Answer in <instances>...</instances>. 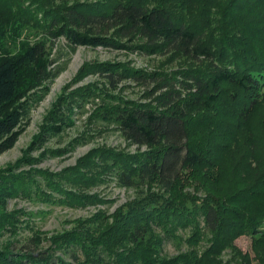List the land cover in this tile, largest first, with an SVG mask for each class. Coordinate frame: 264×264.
I'll use <instances>...</instances> for the list:
<instances>
[{
	"label": "rangeland",
	"instance_id": "374dc122",
	"mask_svg": "<svg viewBox=\"0 0 264 264\" xmlns=\"http://www.w3.org/2000/svg\"><path fill=\"white\" fill-rule=\"evenodd\" d=\"M20 1L34 12L27 18H11L3 22L0 27V59L19 55L39 40H46L40 23L41 8L108 0H11V3L16 7ZM142 1L159 3L182 13L186 20L197 23L200 26L198 30L201 28L215 44L231 36L235 32L234 25L241 22L239 18L227 20L225 5L228 0ZM46 44L45 55L33 70L38 73L21 74L17 101L30 97L35 99L33 92L43 95L38 101L33 100L29 118L15 145L0 154V196L6 192L3 189L6 184L12 183L17 189L22 182L29 181L30 187L27 192H21V188H18L16 194L0 197V249L9 247L14 251L34 253L53 250L57 257L75 263L77 260L71 254L63 253L64 248L59 243L61 235L75 232L93 248L99 241L119 248L121 232L113 237V232L108 229L114 222L121 224L122 220H116L120 211L137 199L134 190L119 184L117 170L108 167L112 165L111 160L107 156L101 157L100 149L108 148L130 156L146 149L126 141L116 127L96 118L99 117L97 112L102 104L101 98L113 104L120 103V99L152 102L154 97L160 98L167 91H170L167 96H172L171 100L178 95L182 98L194 93V90L188 89L185 80L191 81L192 74L206 77L218 66L217 60L214 62L204 57L193 58L172 52L149 55L101 47L78 46L71 49L63 38L57 39L54 44L46 40ZM226 54L227 50L223 56ZM98 62H117L127 67L161 73L159 80L150 84L142 85L127 79L112 90L103 78L88 68V65ZM224 62L231 61L226 58ZM56 68L61 72L51 79ZM40 73L45 76L41 88H30V78ZM27 75L30 78L22 81ZM89 86H96V95H89ZM22 87L28 90L24 92ZM232 91L240 93L237 87L226 84L219 102L214 103L212 109L203 106L192 108L190 138L196 147H200L204 161L194 169H184L181 177L183 186H179L175 194L187 193V198L179 199L189 203L206 199L217 201L232 191L253 186L259 180L261 189L256 188L258 192L250 197L251 210H264V83L260 89V103L246 118L237 115L238 102L230 95ZM51 116L60 118L66 123L65 126L43 144H34L35 138L45 127L58 122H51ZM73 168L82 171L90 181L71 173ZM49 178H53L60 187L52 189L47 186ZM64 190L76 193L80 198H65ZM151 191L156 195V202L163 201L170 206L162 212L163 204H154L156 208L151 214L154 234L159 235L170 226L183 242L180 247L176 241H164L160 255L163 258L176 256L189 248L188 238L193 232V225L176 220L178 214L169 211L173 206L172 195L175 194L166 195L155 185H152ZM166 217H175V220H170L167 225ZM153 225H160L161 228ZM251 232L248 230L234 240L237 251L228 249L225 254L211 256V259L221 264H248L250 261L252 264H264V243L255 244V239L259 241L260 237ZM246 254L247 257L244 256ZM78 255L82 259V252Z\"/></svg>",
	"mask_w": 264,
	"mask_h": 264
},
{
	"label": "trees",
	"instance_id": "16d2710c",
	"mask_svg": "<svg viewBox=\"0 0 264 264\" xmlns=\"http://www.w3.org/2000/svg\"><path fill=\"white\" fill-rule=\"evenodd\" d=\"M55 7L39 10L42 14V32L51 44L63 38L71 49L78 46L101 47L149 55L172 52L193 58L204 57L214 62L217 60L218 68L212 69L206 77L192 74V80H185V83L194 93L182 98L178 95L171 100L172 96H167L170 91L160 98L154 97L152 102L120 99V103L113 104L101 98L102 104L97 112L99 117L96 118L116 127L131 144L138 148L146 147L133 156L108 148L100 149L101 157L107 156L111 160L112 165L108 167L117 170L119 184L134 190L137 195L132 204L125 205L120 211L116 220H122L121 224L114 222L108 229L113 232V237L121 232L122 239L117 250L103 241L93 248L84 242L85 238L73 232L61 235L59 243L64 248L63 253L71 254L77 260L75 263L57 257L53 250L34 253L14 251L8 247L0 249V264H221L211 256L225 254L228 249L237 251L234 240L248 230L260 237L259 241L255 239V244L264 243V210H251L250 198L258 192L256 188L261 189L259 180L253 186L232 191L217 201L206 199L189 203L182 201L187 198V193H181L182 196L175 194L177 188L183 186L181 177L184 169H194L204 161L200 147H196L190 138L192 108L203 106L212 109L213 104L219 102L226 84L240 90L241 95L236 91L230 92V95L238 102L236 111L241 118L248 117L260 103V89L264 83V0H228L225 5L227 20L239 18L241 22L234 25L235 32L231 36L222 38L217 44L201 28L198 30L200 26L197 23L186 20L182 13L159 3L108 0L100 3L74 2ZM32 12L34 10L26 7L22 1L14 7L11 0H0V27L11 18L19 20L32 16ZM46 40H39L19 55L0 59V154L15 145L29 118L33 100L36 102L43 95L33 92L35 99L30 97L17 101L21 89L20 76L38 73L33 70L45 55ZM226 50L227 54L223 56ZM226 58L231 62H224ZM88 68L103 78L112 90L127 79L142 85L150 84L158 81L161 73L131 68L117 62L93 63ZM60 72L56 68L51 79ZM28 75L22 81H27L30 78ZM44 77V73H40L30 78V88L40 89ZM89 88V95H96V86ZM27 90L23 88L24 92ZM51 118V122L58 120L59 123L45 127L35 138L34 144H43L66 124L60 118ZM72 172L84 180L82 171L73 168ZM86 181L89 182L90 178ZM28 182L18 186L21 192L29 191ZM46 183L52 189L60 187L53 178ZM152 185L166 195L175 194L172 195L173 206L169 211L179 215L176 220L193 225V232L188 238L189 248L169 258L161 257V244L176 241L181 247L183 242L170 226L161 234H154L151 225L153 209L163 204L164 212L170 206L163 201L156 202ZM18 188L15 189L12 183L6 184L3 188L6 192L2 196L16 194ZM63 193L65 198H80L76 193H67V190ZM170 220H175V217L167 218V225ZM153 226L161 228L160 225ZM77 252H82V259ZM244 256L247 257V254ZM248 264H252V261Z\"/></svg>",
	"mask_w": 264,
	"mask_h": 264
}]
</instances>
